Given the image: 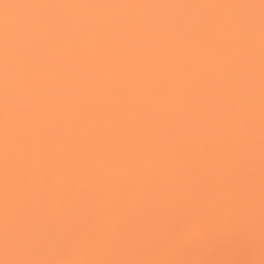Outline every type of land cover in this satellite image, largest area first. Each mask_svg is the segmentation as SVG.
<instances>
[{"label":"snow or ice","instance_id":"snow-or-ice-1","mask_svg":"<svg viewBox=\"0 0 264 264\" xmlns=\"http://www.w3.org/2000/svg\"><path fill=\"white\" fill-rule=\"evenodd\" d=\"M0 264H264V0H0Z\"/></svg>","mask_w":264,"mask_h":264}]
</instances>
